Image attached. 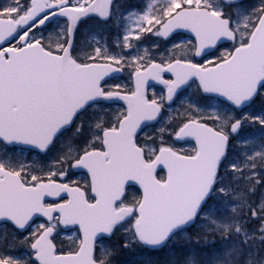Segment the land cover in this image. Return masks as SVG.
<instances>
[{
	"label": "snow or ice",
	"instance_id": "snow-or-ice-1",
	"mask_svg": "<svg viewBox=\"0 0 264 264\" xmlns=\"http://www.w3.org/2000/svg\"><path fill=\"white\" fill-rule=\"evenodd\" d=\"M121 253L264 264V0H0V264Z\"/></svg>",
	"mask_w": 264,
	"mask_h": 264
},
{
	"label": "rangeland",
	"instance_id": "rangeland-1",
	"mask_svg": "<svg viewBox=\"0 0 264 264\" xmlns=\"http://www.w3.org/2000/svg\"><path fill=\"white\" fill-rule=\"evenodd\" d=\"M191 37H189V36H185V35H181L179 38H178V40L177 41H175V42H177V43H179V40H181V39H190ZM126 77H127V73H124V75L122 76V78H121V80L120 81H117V82H121V83H126L127 82V79H126ZM156 87V89H157V91H159L160 89H161V87L162 86H155ZM256 107H259L258 105L256 106ZM249 133H251V132H254L255 131V129H248L247 130ZM163 173H161V175H162ZM130 191H135V189H130ZM67 235H69L68 233H64V234H62V237L64 238V241H65V243L67 242V239H66V237H67ZM127 255L128 254H126V253H121L118 257H117V261H118V264H120V262H122V261H125L124 259H126L127 258Z\"/></svg>",
	"mask_w": 264,
	"mask_h": 264
},
{
	"label": "water",
	"instance_id": "water-1",
	"mask_svg": "<svg viewBox=\"0 0 264 264\" xmlns=\"http://www.w3.org/2000/svg\"><path fill=\"white\" fill-rule=\"evenodd\" d=\"M182 33H185V34H187V35H190V36H191V34H189V33H187V32H182Z\"/></svg>",
	"mask_w": 264,
	"mask_h": 264
},
{
	"label": "flooded vegetation",
	"instance_id": "flooded-vegetation-1",
	"mask_svg": "<svg viewBox=\"0 0 264 264\" xmlns=\"http://www.w3.org/2000/svg\"><path fill=\"white\" fill-rule=\"evenodd\" d=\"M182 35H185V36H186L187 34H185V33H182ZM187 36H189V35H187ZM189 37H191V36H189Z\"/></svg>",
	"mask_w": 264,
	"mask_h": 264
},
{
	"label": "trees",
	"instance_id": "trees-1",
	"mask_svg": "<svg viewBox=\"0 0 264 264\" xmlns=\"http://www.w3.org/2000/svg\"><path fill=\"white\" fill-rule=\"evenodd\" d=\"M127 259V258H126ZM126 259H124V260H126Z\"/></svg>",
	"mask_w": 264,
	"mask_h": 264
}]
</instances>
